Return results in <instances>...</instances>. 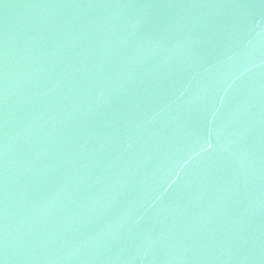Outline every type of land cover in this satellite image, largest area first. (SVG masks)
I'll return each mask as SVG.
<instances>
[{"label":"water","instance_id":"95a60500","mask_svg":"<svg viewBox=\"0 0 264 264\" xmlns=\"http://www.w3.org/2000/svg\"><path fill=\"white\" fill-rule=\"evenodd\" d=\"M0 264H264V0H0Z\"/></svg>","mask_w":264,"mask_h":264}]
</instances>
